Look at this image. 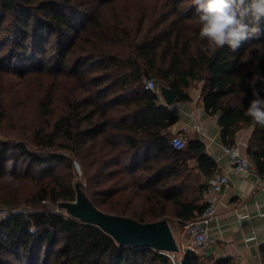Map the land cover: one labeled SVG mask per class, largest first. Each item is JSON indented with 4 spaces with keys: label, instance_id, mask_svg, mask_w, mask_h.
<instances>
[{
    "label": "trees",
    "instance_id": "trees-1",
    "mask_svg": "<svg viewBox=\"0 0 264 264\" xmlns=\"http://www.w3.org/2000/svg\"><path fill=\"white\" fill-rule=\"evenodd\" d=\"M198 31L192 0H0V68L69 76L88 93L65 101L52 123L47 118L56 103L49 94L39 99L44 121L29 141L36 149L0 139V180L34 182L38 188L26 200L34 207L74 200L67 151L94 167L84 193L100 210L150 222L168 217L169 205L180 225L194 219L205 204L185 201L171 180L191 159L206 175L216 163L196 137L182 149L172 147L169 129L177 116L158 101L160 86L175 93L173 102L191 100L193 82L201 84L205 112L217 116L222 144L232 145L240 127H252L246 152L264 176V126L244 114L257 90L264 97V35L235 53L225 47L211 54ZM146 79L155 90L146 88ZM0 202L11 209L0 219V264H175L166 253L120 245L70 215L17 209L3 193ZM259 253L264 264V242ZM178 262L234 264L189 250Z\"/></svg>",
    "mask_w": 264,
    "mask_h": 264
},
{
    "label": "crops",
    "instance_id": "crops-1",
    "mask_svg": "<svg viewBox=\"0 0 264 264\" xmlns=\"http://www.w3.org/2000/svg\"><path fill=\"white\" fill-rule=\"evenodd\" d=\"M201 84L187 89L191 100L174 101L165 104L159 96V102L168 106L177 116L170 132L181 134L184 138L196 137L205 144L206 152L216 163L211 175L227 172L228 185L221 191L213 190L194 159L189 160V168L174 178V183L183 194L185 201L198 207L214 202L217 205V226L211 229V242L200 252L213 257H230L234 264H261L259 245L264 242V176L243 177L233 174L228 161L221 154L220 127L217 116L205 112L201 96ZM264 92V82L261 84ZM200 125L206 136L201 137L194 126ZM252 127H240L235 133V141L247 157L246 147ZM258 171V170H257ZM204 205V206H205ZM259 205V210L257 209ZM179 241V239H178Z\"/></svg>",
    "mask_w": 264,
    "mask_h": 264
},
{
    "label": "rangeland",
    "instance_id": "rangeland-1",
    "mask_svg": "<svg viewBox=\"0 0 264 264\" xmlns=\"http://www.w3.org/2000/svg\"><path fill=\"white\" fill-rule=\"evenodd\" d=\"M199 84V82H193L190 86L197 87ZM46 94L51 95L56 103L53 114L47 118V121L51 123L56 120L63 108L66 107L63 105L65 101H73V98L82 99L88 96L87 92L77 89L76 85L74 86V81L69 76L44 72L28 73L20 76L17 73L7 72L0 68V111L3 108L5 114V117L0 118V139L23 141L30 146V149L35 151L36 148L29 141L33 130L44 121L41 120L42 115L38 108V101ZM172 134L170 132L169 136L171 137ZM65 153L70 155L73 160L72 174H70L73 187L75 188L76 184L80 182L83 184V190L85 191L86 185L89 183L88 177L95 174L94 167L88 166L85 162L83 167L80 157L67 151ZM58 171H60L61 175L67 174L66 169L62 168ZM173 181L174 178L171 183H174ZM98 184L99 181L95 183V187H100ZM37 188L35 183L26 177H5L0 180V193L11 197L16 203L14 208L47 209L68 215L64 209L59 208L55 202L49 200H43L35 207L31 203H27L26 200L31 197ZM0 207L5 208L8 212L11 211L10 205L6 203L0 202ZM142 208H149V206L144 205ZM166 212L168 214L166 218L169 220L175 240L179 243L178 239H180V232L183 227L178 223L177 218L172 215L171 206H167ZM183 252L182 248H179L176 252H168V254L177 262L182 258Z\"/></svg>",
    "mask_w": 264,
    "mask_h": 264
},
{
    "label": "clouds",
    "instance_id": "clouds-1",
    "mask_svg": "<svg viewBox=\"0 0 264 264\" xmlns=\"http://www.w3.org/2000/svg\"><path fill=\"white\" fill-rule=\"evenodd\" d=\"M192 12L199 38L206 41L211 54L225 47L235 53L245 41L264 35V0H192ZM244 114L251 118L253 126H264V97L260 90Z\"/></svg>",
    "mask_w": 264,
    "mask_h": 264
},
{
    "label": "water",
    "instance_id": "water-1",
    "mask_svg": "<svg viewBox=\"0 0 264 264\" xmlns=\"http://www.w3.org/2000/svg\"><path fill=\"white\" fill-rule=\"evenodd\" d=\"M159 94L166 104H171L175 98V93L166 86L159 87ZM75 191L74 200L59 201L56 204L71 217L99 226L120 245L150 247L166 252L178 250L168 218L140 222L128 216L107 213L96 207L85 195L82 183L76 184Z\"/></svg>",
    "mask_w": 264,
    "mask_h": 264
},
{
    "label": "built area",
    "instance_id": "built-area-1",
    "mask_svg": "<svg viewBox=\"0 0 264 264\" xmlns=\"http://www.w3.org/2000/svg\"><path fill=\"white\" fill-rule=\"evenodd\" d=\"M145 85L150 90L156 89V84L153 79H146ZM193 128L201 137L206 136L205 131L200 125H195ZM170 143L174 149L179 150L185 146L186 139L181 134L173 132ZM220 149L221 154L226 157L229 169L233 174L243 177L257 175L258 171L255 163L242 153L236 142L232 145L221 144ZM228 182L229 175L227 172H216L207 179V184L215 191H221L228 185ZM8 213L5 208L0 207V219L5 218ZM216 217V203L208 202L194 219L182 224L183 229L180 232L179 243H177L178 249L182 248L184 252L189 250L199 253L202 251L212 240L210 231L217 226ZM161 252L169 255L166 251ZM169 256L173 263L179 264V262L176 263L171 255Z\"/></svg>",
    "mask_w": 264,
    "mask_h": 264
}]
</instances>
